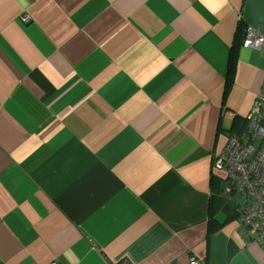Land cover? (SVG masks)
Segmentation results:
<instances>
[{"label": "crops", "instance_id": "obj_1", "mask_svg": "<svg viewBox=\"0 0 264 264\" xmlns=\"http://www.w3.org/2000/svg\"><path fill=\"white\" fill-rule=\"evenodd\" d=\"M263 25L264 0H0V264H264L212 167Z\"/></svg>", "mask_w": 264, "mask_h": 264}, {"label": "built area", "instance_id": "obj_2", "mask_svg": "<svg viewBox=\"0 0 264 264\" xmlns=\"http://www.w3.org/2000/svg\"><path fill=\"white\" fill-rule=\"evenodd\" d=\"M241 45L256 51L264 47V25L247 26ZM245 120L244 133L229 136L224 149L213 156L212 167L226 178L225 195L244 198L240 222L249 238L264 243V80ZM189 263L198 264V260L192 257Z\"/></svg>", "mask_w": 264, "mask_h": 264}, {"label": "trees", "instance_id": "obj_3", "mask_svg": "<svg viewBox=\"0 0 264 264\" xmlns=\"http://www.w3.org/2000/svg\"><path fill=\"white\" fill-rule=\"evenodd\" d=\"M227 83H228V87H229V85H230V80H228V82H227ZM245 128H246V120H245V123L243 124V126L241 127V129H242V130L240 129L241 131H239V133L243 134V133H244V131H245ZM239 133H237V134H233V133H232L233 135H231V136H237V137H240L241 135H240V136H238V135H239Z\"/></svg>", "mask_w": 264, "mask_h": 264}]
</instances>
